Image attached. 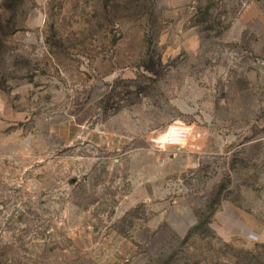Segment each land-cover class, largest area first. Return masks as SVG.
I'll list each match as a JSON object with an SVG mask.
<instances>
[{"label": "rangeland", "instance_id": "1", "mask_svg": "<svg viewBox=\"0 0 264 264\" xmlns=\"http://www.w3.org/2000/svg\"><path fill=\"white\" fill-rule=\"evenodd\" d=\"M0 264H264V0H0Z\"/></svg>", "mask_w": 264, "mask_h": 264}, {"label": "built area", "instance_id": "2", "mask_svg": "<svg viewBox=\"0 0 264 264\" xmlns=\"http://www.w3.org/2000/svg\"><path fill=\"white\" fill-rule=\"evenodd\" d=\"M191 136V130L188 126L178 124L170 126L162 135L161 138L157 139L156 146L160 149H165L167 147H184L189 141ZM195 149L198 145L194 146Z\"/></svg>", "mask_w": 264, "mask_h": 264}]
</instances>
